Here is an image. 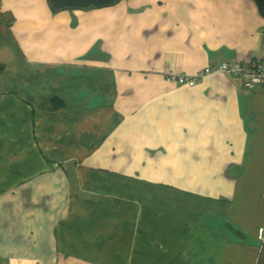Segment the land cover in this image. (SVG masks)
Here are the masks:
<instances>
[{
	"label": "crops",
	"instance_id": "obj_1",
	"mask_svg": "<svg viewBox=\"0 0 264 264\" xmlns=\"http://www.w3.org/2000/svg\"><path fill=\"white\" fill-rule=\"evenodd\" d=\"M237 62L253 0H0V264H264V85L165 79Z\"/></svg>",
	"mask_w": 264,
	"mask_h": 264
},
{
	"label": "built area",
	"instance_id": "obj_2",
	"mask_svg": "<svg viewBox=\"0 0 264 264\" xmlns=\"http://www.w3.org/2000/svg\"><path fill=\"white\" fill-rule=\"evenodd\" d=\"M229 75L242 79L246 89H254L264 85V63H222L216 67H206L197 75H178L171 73L165 76L167 82H175L180 86L193 87L201 79L211 75Z\"/></svg>",
	"mask_w": 264,
	"mask_h": 264
},
{
	"label": "water",
	"instance_id": "obj_3",
	"mask_svg": "<svg viewBox=\"0 0 264 264\" xmlns=\"http://www.w3.org/2000/svg\"><path fill=\"white\" fill-rule=\"evenodd\" d=\"M117 0H48L51 7L54 10H59L63 8H89V7H104L115 3ZM258 13L264 18V0H253Z\"/></svg>",
	"mask_w": 264,
	"mask_h": 264
},
{
	"label": "trees",
	"instance_id": "obj_4",
	"mask_svg": "<svg viewBox=\"0 0 264 264\" xmlns=\"http://www.w3.org/2000/svg\"><path fill=\"white\" fill-rule=\"evenodd\" d=\"M236 231V230H235ZM237 233H238V231H236ZM261 238H262V235H261V233L260 234H258V239L259 240H261Z\"/></svg>",
	"mask_w": 264,
	"mask_h": 264
}]
</instances>
